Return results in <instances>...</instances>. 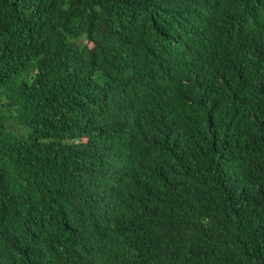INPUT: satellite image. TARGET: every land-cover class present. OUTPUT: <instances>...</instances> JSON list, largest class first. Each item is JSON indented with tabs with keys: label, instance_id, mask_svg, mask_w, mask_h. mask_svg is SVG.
<instances>
[{
	"label": "trees",
	"instance_id": "obj_1",
	"mask_svg": "<svg viewBox=\"0 0 264 264\" xmlns=\"http://www.w3.org/2000/svg\"><path fill=\"white\" fill-rule=\"evenodd\" d=\"M0 264H264V0H0Z\"/></svg>",
	"mask_w": 264,
	"mask_h": 264
}]
</instances>
